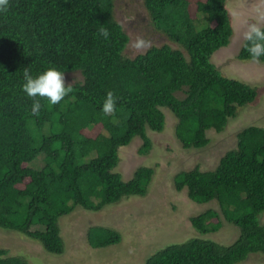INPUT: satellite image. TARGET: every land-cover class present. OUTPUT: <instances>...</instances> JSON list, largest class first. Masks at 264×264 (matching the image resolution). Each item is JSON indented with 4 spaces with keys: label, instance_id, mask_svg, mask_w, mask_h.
I'll use <instances>...</instances> for the list:
<instances>
[{
    "label": "trees",
    "instance_id": "trees-1",
    "mask_svg": "<svg viewBox=\"0 0 264 264\" xmlns=\"http://www.w3.org/2000/svg\"><path fill=\"white\" fill-rule=\"evenodd\" d=\"M114 1L10 0L0 14V231L33 240L55 256L65 251L63 216L147 195L153 168L137 169L129 181L115 169L119 149L136 137L142 141L139 154H149L147 130L163 131L164 110L177 120L174 134L182 148L203 149L207 131L222 132L258 96L211 62L233 36L226 0H143L156 29L179 47L153 46L132 59L124 55L129 37L114 19ZM246 43L240 61H252ZM48 68L78 72L83 80L65 85L72 91L57 105L37 97L42 108L33 116L23 73L36 76ZM109 92L116 107L105 115ZM174 186L197 204L215 201L218 210L191 218L200 237L166 246L144 264H242L250 255L264 256V129H243L236 149L215 170L178 173ZM226 222L239 230L232 244L201 239ZM121 237L102 227L87 231L92 250L118 249ZM0 264L31 263L0 247Z\"/></svg>",
    "mask_w": 264,
    "mask_h": 264
},
{
    "label": "rangeland",
    "instance_id": "rangeland-1",
    "mask_svg": "<svg viewBox=\"0 0 264 264\" xmlns=\"http://www.w3.org/2000/svg\"><path fill=\"white\" fill-rule=\"evenodd\" d=\"M225 7L230 13L233 36L226 47L213 54L211 62L222 76L256 89V100L240 107L236 116L228 119L222 132L207 131L209 144L203 149L184 150L174 134L177 120L169 110H164L163 131L158 133L147 130L152 142L148 155L139 154L142 146L139 137L119 149L120 159L115 171L123 181L131 180L139 168L154 169L145 197L132 196L118 204L106 206L99 212L77 208L71 214L63 216L59 220L65 244V251L61 256L44 252L33 240L0 231V247L8 250L9 256L21 255L30 260L31 264H142L166 246L200 237L190 223L191 218L208 209L218 210V205L215 201L205 204L191 201L185 189H175V176L194 168L205 172L215 170L220 158L236 149L237 134L240 131L251 126L264 129V63L237 59L244 42V33L249 27L257 25L264 28V0H226ZM113 16L129 37L124 51L128 58H135L153 46L179 47L156 29L143 0H115ZM138 39L145 41V46L136 47ZM64 77L65 85L83 80L78 72L64 74ZM39 165L40 160L32 166ZM259 220L264 224V213ZM91 227L119 232L122 236L121 243L116 246L119 248L92 250L87 243V231ZM238 231L234 225L226 222L219 232L201 235V239L230 245L237 238ZM242 264H264V256L250 255Z\"/></svg>",
    "mask_w": 264,
    "mask_h": 264
},
{
    "label": "clouds",
    "instance_id": "clouds-1",
    "mask_svg": "<svg viewBox=\"0 0 264 264\" xmlns=\"http://www.w3.org/2000/svg\"><path fill=\"white\" fill-rule=\"evenodd\" d=\"M10 7V0H0V14L6 13ZM99 33L103 38H109V31L101 27ZM244 40L247 42V51L253 61H259L264 57V28L257 25H251L244 33ZM136 47L145 46V41L138 39ZM24 83L22 91L28 97L33 99L31 106V114L39 116L42 105L39 99L47 98V102L51 105L59 104L72 91L71 87L65 86L64 72L56 68H48L39 75L33 76L28 69L24 70ZM117 98L112 92L107 93L106 99L102 106L105 115L112 114L116 107Z\"/></svg>",
    "mask_w": 264,
    "mask_h": 264
},
{
    "label": "water",
    "instance_id": "water-1",
    "mask_svg": "<svg viewBox=\"0 0 264 264\" xmlns=\"http://www.w3.org/2000/svg\"><path fill=\"white\" fill-rule=\"evenodd\" d=\"M233 29V28H232ZM233 32H234V30H233ZM239 54V53H238Z\"/></svg>",
    "mask_w": 264,
    "mask_h": 264
}]
</instances>
